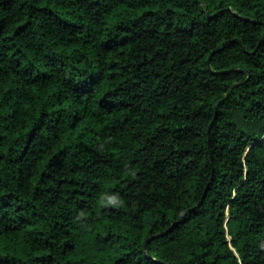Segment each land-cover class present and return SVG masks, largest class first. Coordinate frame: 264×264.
<instances>
[{
	"label": "trees",
	"instance_id": "trees-1",
	"mask_svg": "<svg viewBox=\"0 0 264 264\" xmlns=\"http://www.w3.org/2000/svg\"><path fill=\"white\" fill-rule=\"evenodd\" d=\"M0 264H264V0H0Z\"/></svg>",
	"mask_w": 264,
	"mask_h": 264
},
{
	"label": "clouds",
	"instance_id": "clouds-1",
	"mask_svg": "<svg viewBox=\"0 0 264 264\" xmlns=\"http://www.w3.org/2000/svg\"><path fill=\"white\" fill-rule=\"evenodd\" d=\"M98 204L101 206L122 207L125 204V199L118 191H102L98 196Z\"/></svg>",
	"mask_w": 264,
	"mask_h": 264
}]
</instances>
